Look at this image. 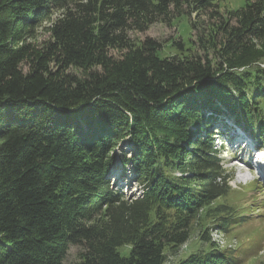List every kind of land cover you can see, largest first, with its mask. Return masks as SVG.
Returning a JSON list of instances; mask_svg holds the SVG:
<instances>
[{
    "label": "trees",
    "instance_id": "16d2710c",
    "mask_svg": "<svg viewBox=\"0 0 264 264\" xmlns=\"http://www.w3.org/2000/svg\"><path fill=\"white\" fill-rule=\"evenodd\" d=\"M222 1L0 0V264H64L69 246V264H237L209 236L246 220L216 202L233 170L212 127L223 139L234 120L264 146V0ZM182 14L198 32L169 41L178 54L133 36ZM124 138L129 199L108 179ZM193 221L201 246L167 262Z\"/></svg>",
    "mask_w": 264,
    "mask_h": 264
},
{
    "label": "rangeland",
    "instance_id": "374dc122",
    "mask_svg": "<svg viewBox=\"0 0 264 264\" xmlns=\"http://www.w3.org/2000/svg\"><path fill=\"white\" fill-rule=\"evenodd\" d=\"M244 3V0H223L219 4V10L225 12L226 10L236 9ZM57 12L51 15L55 16ZM191 21L200 27L201 24L206 20L205 15L192 14L190 17ZM189 17L185 15H180L174 19H171L168 23L156 22L148 27L143 33H134L133 36L137 39H142L143 37H152L159 41L163 45L160 51V56L178 54L177 50L173 47L167 46L170 40L178 41L181 37L184 41H187L190 36L192 39H196L197 30L190 29L188 24ZM48 20L43 19L38 27L34 29V36L28 41L36 44H40L42 40L47 38V32L44 30V26L47 25ZM198 45V44H197ZM194 45L191 48L192 52L199 53L201 51L200 46ZM216 128V127H212ZM249 134H245V138L250 141ZM257 140L251 141V143H256ZM230 143L226 141L221 145L222 153L221 158L222 164L226 169H232L236 171V168L241 169L245 166L241 163V159L246 155V151L242 148L237 147L233 144V147L229 145ZM256 145L260 146L259 143ZM233 150L231 151V149ZM237 150L235 152L234 150ZM262 156L264 157V146H262ZM132 145L126 140V138L119 141L113 150L115 155L112 166H114L108 175L110 182V187L113 191L119 192L122 196L126 198H133L140 194V185L136 181L135 176L131 172L130 166H126L120 162L122 156L129 159L131 157ZM257 164V162H256ZM124 170L123 180L119 182L116 180V172L120 173V169ZM235 166V168L233 167ZM259 167L260 164H258ZM115 168L117 171H115ZM127 176V177H125ZM252 180L243 184L238 182V177H233L229 182L231 191L228 193L227 197L224 199H219L216 202H222L226 205L233 206L237 209L236 212L244 214L246 220L240 225L233 227L229 232L222 233L215 231V229H209V236L212 241L215 242L216 246L220 249H230L233 250L234 256L238 258L237 264H264V173L263 177L257 174L252 175ZM129 185L127 188L125 183ZM247 187V188H246ZM246 192V193H245ZM212 226V225H208ZM213 227V226H212ZM210 227V228H212ZM199 225L196 221L192 222L189 238L179 248L178 252L174 256H168L167 262H173L177 258L185 256L191 249L201 246V242L198 241ZM118 251L121 254H125L126 248L120 247ZM78 257V249L75 246H69L64 264H69Z\"/></svg>",
    "mask_w": 264,
    "mask_h": 264
},
{
    "label": "bare ground",
    "instance_id": "6f19581e",
    "mask_svg": "<svg viewBox=\"0 0 264 264\" xmlns=\"http://www.w3.org/2000/svg\"><path fill=\"white\" fill-rule=\"evenodd\" d=\"M259 167V166H258Z\"/></svg>",
    "mask_w": 264,
    "mask_h": 264
}]
</instances>
